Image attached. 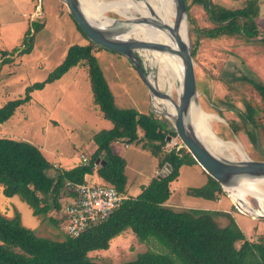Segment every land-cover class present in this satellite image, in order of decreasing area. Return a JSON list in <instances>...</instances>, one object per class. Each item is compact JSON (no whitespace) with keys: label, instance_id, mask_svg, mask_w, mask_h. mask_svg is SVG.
<instances>
[{"label":"trees","instance_id":"16d2710c","mask_svg":"<svg viewBox=\"0 0 264 264\" xmlns=\"http://www.w3.org/2000/svg\"><path fill=\"white\" fill-rule=\"evenodd\" d=\"M185 3L189 20L192 9L200 7L207 14L201 18L211 17L205 20L211 25L201 29V38L211 42L238 36L242 40H251L256 24L250 21V17L258 13L257 0H241L240 8L235 9L223 8L213 0H185ZM193 29L191 23V35ZM32 38H25L30 42H23L22 49L0 50L3 57L10 56L2 64L11 62L16 52L29 53ZM192 42L195 61L199 43ZM97 50L99 48L89 39L85 45H70L63 61L45 81L29 86L24 97L10 100L0 107V126L31 100L32 91L42 89L45 83L54 82L71 68L81 65L88 71L95 105L103 119L111 121L113 127L96 132L93 136L97 145L95 155L87 163L80 162L69 169L56 168L42 150L29 141L0 137V185L4 196H18L35 216L43 221L47 219L63 233L62 218L57 219L49 213L62 210L66 183H83L87 174L97 173L104 183L125 193L126 161L114 153L112 143L120 140L128 144L136 142L140 139V130L147 141L144 146L154 143L153 153L161 156V167L168 165L167 174L155 177L137 196L129 197L106 220L78 237L66 233L62 238L42 237L23 225L18 212L12 218L0 213V264H100L92 260L89 253L108 249L110 241L127 229H131L138 240L149 247L135 260L121 264H264V234L247 238L230 212L215 208L177 211L168 206L172 194L170 185L178 178L180 168L198 163L185 147L164 151L167 136L175 133L167 128L162 116L116 105L115 96L95 55ZM210 75L228 91L223 96L216 91V99L211 105L207 104V110L227 118L226 124L221 122L213 127L214 132L224 139L239 137L242 143H249V155L256 152L258 157L255 159L264 160V107L257 108L252 100L256 94L264 104V82L247 75L226 82L211 72ZM226 106H230L227 110L232 112V117L225 115ZM225 131L229 135L224 134ZM207 175L209 179L205 185L190 188L187 192L214 203L219 201L224 190L217 180ZM221 217L228 219L226 225L219 223Z\"/></svg>","mask_w":264,"mask_h":264},{"label":"rangeland","instance_id":"374dc122","mask_svg":"<svg viewBox=\"0 0 264 264\" xmlns=\"http://www.w3.org/2000/svg\"><path fill=\"white\" fill-rule=\"evenodd\" d=\"M114 1L122 0H102L104 3ZM257 1L259 11L250 17V21L256 24L251 33L252 37L249 36L250 41L242 40L240 36L235 39L213 40V42L201 38V29L211 25L205 23V20L211 17L201 18V15H207L200 9L201 7L198 10L193 8L190 14L194 28L193 35L190 31L191 46L192 41L199 43L197 60L194 61L199 103L203 110L220 117V120L212 121V128L219 126L221 122L226 124L227 118L207 110V104L211 105L216 99V91L220 92V96L227 95L228 91L225 90L224 85L216 83L210 72L222 77L226 82L239 79L241 75L264 80V74L258 77L255 73L260 65L264 66V19H258L259 15H264V0ZM213 2H218L226 9L240 8L241 5V0H213ZM122 11L124 14L116 10H106L102 16L116 19L125 16L133 18L140 15V12L132 8L122 9ZM190 20L188 19L189 28ZM28 37H33L29 53L16 52L11 62L5 64H2L3 60L10 56L3 57L0 53V107L10 100L24 97L29 86L45 81L63 61L70 45L88 44V39L70 16L67 6L60 0H0V50L22 49L23 42L25 44L30 42L25 39ZM132 38L145 40L143 35H132ZM109 52L99 49L95 55L110 90L115 96L116 105L120 108H135L143 113L154 112L162 116L165 121V117L160 114L162 109L155 106L153 91L141 80L135 66L124 57ZM141 54L145 55L146 52L141 50ZM146 66L148 70L145 72L146 76L148 78L152 76L151 79L156 84H162L161 77H165L162 72L163 67L158 63L159 68L156 71L149 63ZM167 72L173 81L169 85L164 78L165 89L177 99L179 82L173 79L170 71L167 70ZM90 84L88 71L81 65L71 68L58 80L45 83L42 89L32 91L31 100L18 108L15 114L0 126V137L33 142L48 160L59 164L65 163L64 158L78 159L81 154L87 158L93 157L97 149L93 139L94 134L103 129H111L113 124L103 119L99 108L93 101ZM160 90L164 92L163 88ZM252 98L257 108L264 107L258 95L253 94ZM224 108L226 109L225 115L232 117V112L227 110L230 106ZM224 134L228 132L225 131ZM139 136L140 139L128 144V147L124 141L112 143L113 150L126 161V192L130 197L137 196L143 187L149 185L159 174L160 176L167 174L165 166L161 167V156L153 153L154 143L150 142L144 146L147 141L141 130ZM172 136L175 139L170 138L167 141L164 147L165 152L174 147L176 149L184 147L179 137ZM224 140L236 141L242 145L241 147H230L231 156L227 154L228 156L241 159L242 156L249 155L248 142H246L247 145L242 143L237 136L234 139ZM249 156L252 159L258 157L256 152ZM51 173H54V170ZM208 179L207 173L199 164L182 166L178 178L170 185L172 195L167 202L168 206L177 211L201 207L222 209L231 213L247 238L251 239L264 234V216H256L250 211L242 210L232 196L233 188L229 187L228 190L227 187H223L224 194L219 196V201L214 203L188 194V189L203 186ZM258 184L264 190V182ZM245 196L247 204L253 210L264 208V202L260 203L253 195L246 194ZM19 201L22 204V217L17 209L1 202L2 212L0 213L12 218L18 212L23 225L34 229L37 235L62 238L65 233L63 229L61 233L58 227L49 224L47 219L43 221L35 216L25 202L20 199ZM49 215L59 219L62 218V211H51ZM218 221L221 225L228 223L225 217L219 218ZM237 245L239 246V243ZM148 247L149 245L138 240L131 229H127L110 241L108 249L91 251L89 256L100 264H121L135 260L138 254L146 251Z\"/></svg>","mask_w":264,"mask_h":264},{"label":"water","instance_id":"95a60500","mask_svg":"<svg viewBox=\"0 0 264 264\" xmlns=\"http://www.w3.org/2000/svg\"><path fill=\"white\" fill-rule=\"evenodd\" d=\"M64 3L69 13L76 20L88 39L94 43L99 49L110 51L113 54H118L127 59L135 66L141 80L147 87H152L146 82L147 77L142 75L140 67L147 69L146 63H149L157 71L158 62L149 59L146 55L141 54V50H147L151 47H159L177 54L183 61L184 76L181 86L177 89V99L173 97L167 90L168 100L171 103V108L166 111L162 110L161 115L165 117L167 128L174 132L181 139L183 146L192 154L197 163L208 173L212 178L217 180L222 187H233L242 181L264 182V160L252 159L249 155L242 156L241 159H235L213 150L204 139L200 136L196 123L192 117V107L202 109L198 99L197 77L195 71V62L191 46L190 28L188 24V13L185 0H172L174 5V17L172 26L165 25L164 22L155 21L154 23L164 30H168L172 39L175 41L177 50H172L168 45H154L151 41L138 40L135 38L119 37L122 26L127 23H148L150 19L140 13L138 17L125 16L124 18H116L114 25H106L99 19H89L84 11L83 2L81 0H60ZM182 23L186 25V40L182 39L180 28ZM154 47V48H155ZM152 48V49H154ZM109 52V53H110ZM162 66V65H160ZM164 69V67H163ZM162 69V72H163ZM164 74V72H163ZM165 76H170L166 71ZM166 82L171 85L173 81ZM159 107V106H158ZM161 108V106H160ZM156 111V110H155ZM217 115V114H214ZM219 139L224 140L215 134ZM174 140L172 135L167 136ZM226 141V140H225ZM235 145L242 146L240 143L233 141ZM102 156V155H101ZM101 156L97 159V165ZM105 161H103V164ZM168 165L164 168H166Z\"/></svg>","mask_w":264,"mask_h":264},{"label":"bare ground","instance_id":"6f19581e","mask_svg":"<svg viewBox=\"0 0 264 264\" xmlns=\"http://www.w3.org/2000/svg\"><path fill=\"white\" fill-rule=\"evenodd\" d=\"M83 2L84 11L87 17L91 20L99 19L106 25H114L115 20L107 16H102V13L106 10H116L121 14H124L122 9L132 8L142 15L148 17L150 22L148 23H127L122 26L119 37L131 39L132 35H143V38L151 41L154 45H168L170 49L177 50L175 41L172 39L169 31L166 29H160L155 21L164 22L167 26H172L174 17V5L172 0H122L114 1L111 3H104L102 0H81ZM155 22V23H154ZM180 34L184 41L186 40V25L182 23L180 28ZM155 47V46H154ZM151 47L150 49L143 50L146 52V56L149 59L157 61L162 67L163 72L170 71L173 79L177 80L181 86L184 76V65L182 59L175 53L169 50ZM154 48V49H152ZM151 54V55H150ZM147 64V63H146ZM159 68V67H158ZM148 71L145 67H140V72L145 76V72ZM161 73V72H160ZM159 74V73H158ZM157 74V75H158ZM162 75V74H161ZM146 77V82L152 87L153 98L155 100V106H161V109L166 111L168 107L171 108V103L168 100V94L165 89V81L169 79L168 76L161 77L162 84H156V82ZM160 78V77H159ZM165 78V81H164ZM174 86V85H173ZM160 88L164 89L161 92ZM169 88V87H168ZM171 88V87H170ZM161 110V111H162ZM192 117L200 136L204 141L218 153L230 154V147H238L233 141H225L219 139L212 128V121L214 119L220 120L219 116L213 115L199 107H192ZM241 147V146H240ZM237 149V148H236ZM258 183L253 181H242L241 183L231 187L233 188L232 196L239 203L240 208L245 211H250L256 216H264V208L260 210H253L251 206L247 204L245 199L246 194H251L258 199L260 203L264 202V190ZM229 190V188H227ZM231 190V189H230ZM231 196V194H230ZM235 203V202H234Z\"/></svg>","mask_w":264,"mask_h":264},{"label":"built area","instance_id":"2783aa9c","mask_svg":"<svg viewBox=\"0 0 264 264\" xmlns=\"http://www.w3.org/2000/svg\"><path fill=\"white\" fill-rule=\"evenodd\" d=\"M82 156V161L87 163ZM129 197L115 186L96 182H67L62 200V229L71 237H78L117 210Z\"/></svg>","mask_w":264,"mask_h":264},{"label":"crops","instance_id":"0c3cea01","mask_svg":"<svg viewBox=\"0 0 264 264\" xmlns=\"http://www.w3.org/2000/svg\"><path fill=\"white\" fill-rule=\"evenodd\" d=\"M259 11V10H258ZM258 19H260V20H263L264 19V15H259V18ZM259 26H261V25H259ZM262 27V26H261ZM263 28V27H262ZM263 67V68H262ZM258 71L256 72L255 71V73L258 75V77H259V75L261 76V74L263 75L264 74V66L263 65H260L258 68ZM259 79H261V78H259ZM261 81L262 82H264V80H262L261 79ZM120 141H123V140H120ZM125 142V141H124ZM33 143V142H32ZM126 143V147H128V143L127 142H125ZM114 151V153H116V154H118V155H120L119 153H117L115 150H113ZM82 156H85L84 154H81L80 155V158H75V157H71V158H64V159H66V161H65V163L64 164H59L58 162H55V161H53V160H49L50 162H52L53 164H54V166L56 167V168H67V169H69V168H72V167H74V166H76V165H78L80 162H83L82 161ZM121 156V155H120ZM86 157V156H85ZM87 158V157H86ZM87 159H89V157L87 158ZM61 161H63V160H61ZM88 161V160H87ZM84 163V162H83ZM160 175V174H159ZM96 182V183H104V180L101 178V177H99L98 176V174L97 173H93V174H87L86 176H85V182ZM127 191V190H126ZM125 194L127 195V192H125ZM172 195V194H171ZM128 196V195H127ZM128 197H130V196H128ZM19 197L18 196H14V197H11V198H8V197H6V196H4V194H3V187L0 185V202L1 203H3V204H9L8 206H11V207H13L14 209H17L19 212H20V215H21V217H22V211H21V207H22V204H21V202L19 201V199H18ZM21 200V199H20ZM22 201V200H21ZM210 203H212V202H210ZM212 206V205H211ZM201 208H210V207H201ZM211 208H213V207H211ZM32 210V209H31ZM0 212H2V210L0 209ZM31 224H33V223H31Z\"/></svg>","mask_w":264,"mask_h":264}]
</instances>
